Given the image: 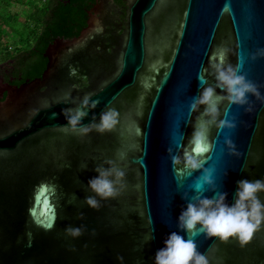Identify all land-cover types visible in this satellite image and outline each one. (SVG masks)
<instances>
[{
	"label": "water",
	"instance_id": "obj_1",
	"mask_svg": "<svg viewBox=\"0 0 264 264\" xmlns=\"http://www.w3.org/2000/svg\"><path fill=\"white\" fill-rule=\"evenodd\" d=\"M226 3L229 11H223ZM91 23L79 37L60 39L62 48L47 54L43 75L10 88L0 102V264H154L171 232L188 238L177 218L194 201L192 185L201 170L178 178L168 149L181 154L192 136L199 113L189 114L188 105L206 86L197 78L201 67L226 47L227 61L236 64L242 54L243 71L264 93V58H250L264 47V0H127L118 48L106 54L104 68L94 62L91 85L78 89L68 61H103L101 48L86 55L104 29L98 18ZM213 71L205 75L214 86ZM86 94L100 103L82 124L111 107L120 113L114 130L80 136L61 127L67 124L62 109L78 107ZM249 99L251 111L230 107L235 129L211 131L216 147L205 167L215 168L216 187L206 186L203 195L225 192L228 204L238 180L264 179V100ZM227 106L221 105V116ZM228 136L240 155L229 154ZM110 159L125 170L127 186L93 209L84 201L93 194L88 181ZM81 225L86 230L77 238L65 232ZM151 232L153 239L145 242ZM195 243L210 264H264V226L244 247L203 233Z\"/></svg>",
	"mask_w": 264,
	"mask_h": 264
},
{
	"label": "clouds",
	"instance_id": "obj_2",
	"mask_svg": "<svg viewBox=\"0 0 264 264\" xmlns=\"http://www.w3.org/2000/svg\"><path fill=\"white\" fill-rule=\"evenodd\" d=\"M229 10L230 5L226 3L223 11ZM229 51L226 47H218L211 53L209 65L201 67L197 78L201 85L206 86L200 89L199 94L194 96L188 105L189 114L199 113L192 136L188 145L183 147L181 154H173L172 149H168L173 171L178 178H182L185 174L192 175L197 170H201V175L192 185L196 193L194 201L190 200L186 207L181 209L177 218L178 229L188 238L185 239L180 232H171L163 241L164 247L156 251L154 264H210L207 254L197 250L195 237L203 233L209 238L217 237L224 242L236 239L241 247H244L252 240L254 233L264 226V200L260 197V194L264 193V179L238 180L232 204L226 203L225 192L217 191L212 197L203 195L208 190L206 186H211L213 190L216 187L215 168L205 167L216 147V141L211 137L212 129L215 128L217 133L224 129H235L237 118L235 116L229 118L230 107L246 105L245 111H251L249 94L264 100L260 85L250 80L243 71L244 56L240 54L238 62L232 64L227 61ZM250 58L252 60L264 58V47H257L250 54ZM209 68L214 70L212 73L215 77L214 86L207 83L205 74H208ZM217 89L222 91L217 92ZM70 98L69 94L64 103L68 104ZM225 101L228 106L223 109L221 116V105ZM99 103L98 98L92 99V94H86L78 107L62 109L67 124L61 127L70 129L80 136H86L92 131L103 134L114 130L119 123L120 113L111 107L101 111L99 120H96L94 115L91 123L82 124V120L88 115V110L96 109ZM225 144L230 155H240L230 136L225 138ZM105 164L108 167L104 164L98 165L95 168L98 175L88 181V188L93 194L88 195L84 201L93 209H99L102 200L118 197L127 186L125 170L120 167L117 160L110 159ZM87 166L85 164L83 169ZM85 230V225L68 226L65 232L70 237L77 238L83 235ZM152 239L151 232L145 242ZM118 259L122 261L123 257Z\"/></svg>",
	"mask_w": 264,
	"mask_h": 264
},
{
	"label": "flooded vegetation",
	"instance_id": "obj_3",
	"mask_svg": "<svg viewBox=\"0 0 264 264\" xmlns=\"http://www.w3.org/2000/svg\"><path fill=\"white\" fill-rule=\"evenodd\" d=\"M58 1H64L65 4H70L73 2V0H57ZM83 4L86 10V19L85 24L82 28H80V33L74 37L67 38L62 36H57L55 34H49L46 35L45 38L42 39L43 45L45 47V51L43 53V71L40 75L33 77L37 78L43 75L45 70L48 68V64L50 62L49 57L47 54H58L60 51L58 49L62 48L63 43H59L60 39L64 38V41L70 40L76 37H79L83 31L91 26L92 18H98L100 24L103 25V31L100 35H97L96 39L91 40V46L86 52V55L90 56L93 52V49H97L96 52H101L103 55V61L98 62L94 60L93 56H90L86 61L84 60L85 57L80 58L76 57L74 61H68L69 64V71H70V77L74 80L75 84L74 87L78 89H85L91 85V77L89 75V71L92 70L93 65L96 62L98 65H101V68H104V58L109 54H113L115 50L118 48L119 39H121V36L124 33L125 30V23H126V14H127V0H112L107 3H102L101 0H83ZM59 4V3H57ZM56 4V5H57ZM59 7V5H58ZM51 9V8H50ZM49 9V10H50ZM57 13L53 12L51 10V13L48 14V16L41 22L39 26V34H44L47 26V20L48 18H52L56 16ZM84 22V17H83ZM82 22V23H83ZM81 23V24H82ZM79 27V21L78 19L76 21H73L71 26ZM33 30V29H32ZM32 39L30 40V47L31 49H27V45L22 46L23 48V58L25 60L14 57L8 58L7 60H3V62H0V102L4 100L8 96V90L16 85H21L22 83L26 82L27 80H33L30 75L32 72L24 73V71H21L19 69V64H21V61H24L25 67H31L32 63L35 60V57H39V48L36 47V36L32 35ZM99 44L98 47H96L94 44ZM52 45V49L50 52H48V48ZM55 47V48H54ZM21 48V47H20ZM101 48V51L99 50ZM18 51V50H17ZM85 55V56H86ZM101 55V56H102ZM77 70L76 72H72L73 70ZM69 73V72H68ZM73 73H75L73 75ZM100 79V77H97ZM45 90V88L43 89Z\"/></svg>",
	"mask_w": 264,
	"mask_h": 264
},
{
	"label": "trees",
	"instance_id": "obj_4",
	"mask_svg": "<svg viewBox=\"0 0 264 264\" xmlns=\"http://www.w3.org/2000/svg\"><path fill=\"white\" fill-rule=\"evenodd\" d=\"M23 1L24 0H19V2H23ZM83 3H84L83 0H73L72 3L66 5L64 1L57 2V0H47V2H45L43 5L37 6L31 17L32 18L31 20L34 23L32 30L33 33H30V36L25 38L28 41V43L26 44L27 47L25 48L31 49L30 40L32 39L31 36L34 35L37 37L36 47L39 48L40 55L39 57H35V60L31 64L32 65L31 67L26 68L24 61H21V64L18 65L21 71H24V73L32 72V74L30 75L32 79L33 77H36L42 73L44 67L42 56L46 47L43 45L42 39L45 38L46 35L55 34L57 36L71 38L80 33V28L83 27L86 19L85 17L86 10ZM51 10H53V12H56L57 15L52 18H48L47 20L48 24L46 26V30L44 34H39L40 32L38 28L41 22L48 16L49 13H51ZM83 17H84V22H83ZM77 19L79 21V27L77 28L76 26H74L73 28V25L71 26V24L73 21H76ZM5 22H9V20H6ZM4 31H5L4 27L0 26V36L3 34ZM23 48L24 47L19 48L18 51L14 53L16 55L14 54L13 55L16 58L22 59ZM0 49H1V43H0ZM13 55L12 54L1 55V58L3 60H7L8 58L14 57ZM22 60H25V58H23Z\"/></svg>",
	"mask_w": 264,
	"mask_h": 264
},
{
	"label": "rangeland",
	"instance_id": "obj_5",
	"mask_svg": "<svg viewBox=\"0 0 264 264\" xmlns=\"http://www.w3.org/2000/svg\"><path fill=\"white\" fill-rule=\"evenodd\" d=\"M45 2L47 0H0V26L5 30L0 36V62H3L1 55L14 54L28 43L25 38L33 33L32 14L37 6Z\"/></svg>",
	"mask_w": 264,
	"mask_h": 264
}]
</instances>
